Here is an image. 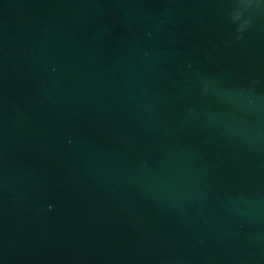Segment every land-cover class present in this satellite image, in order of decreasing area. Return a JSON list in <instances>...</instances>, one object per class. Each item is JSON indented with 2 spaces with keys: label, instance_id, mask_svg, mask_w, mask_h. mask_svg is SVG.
<instances>
[{
  "label": "water",
  "instance_id": "water-1",
  "mask_svg": "<svg viewBox=\"0 0 264 264\" xmlns=\"http://www.w3.org/2000/svg\"><path fill=\"white\" fill-rule=\"evenodd\" d=\"M0 264H264V0H0Z\"/></svg>",
  "mask_w": 264,
  "mask_h": 264
}]
</instances>
